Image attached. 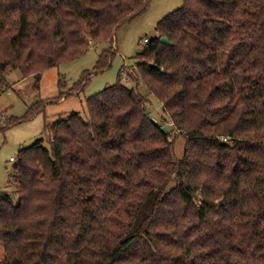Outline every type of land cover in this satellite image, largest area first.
<instances>
[{
	"label": "trees",
	"instance_id": "16d2710c",
	"mask_svg": "<svg viewBox=\"0 0 264 264\" xmlns=\"http://www.w3.org/2000/svg\"><path fill=\"white\" fill-rule=\"evenodd\" d=\"M149 3L0 0V93L113 42ZM157 32L139 73L183 156L122 70L86 115L47 125L49 147L20 150L18 201L0 197V264H264V0H184ZM32 106L23 119L41 112Z\"/></svg>",
	"mask_w": 264,
	"mask_h": 264
},
{
	"label": "rangeland",
	"instance_id": "374dc122",
	"mask_svg": "<svg viewBox=\"0 0 264 264\" xmlns=\"http://www.w3.org/2000/svg\"><path fill=\"white\" fill-rule=\"evenodd\" d=\"M183 4L184 0H150L141 15L116 30L113 42L94 44L79 58L48 68L39 78L30 77L18 82L16 90H4L0 93V197L4 193H17L18 183L13 176L15 161L11 158L17 159L23 147L31 146L41 139L49 147L51 132L47 131V125L52 126L57 120L73 112L86 115V99L117 83L124 65L122 82L128 87H136L148 97L146 107L149 116L170 133L176 155L183 156L186 139L175 128L162 103L149 92L141 79L138 64L143 60L137 57L145 49V39L158 35L159 21ZM107 49H111L112 53L117 52L111 58V66L104 71L95 72L82 92L74 95L81 89L82 85L76 84L84 72L94 71L100 55ZM36 83L37 88H33ZM29 106L42 110L33 118L23 119ZM14 117L23 120L9 126ZM174 184L171 182L169 186ZM14 201H18L16 194ZM4 256L5 248L0 243V260Z\"/></svg>",
	"mask_w": 264,
	"mask_h": 264
},
{
	"label": "water",
	"instance_id": "95a60500",
	"mask_svg": "<svg viewBox=\"0 0 264 264\" xmlns=\"http://www.w3.org/2000/svg\"><path fill=\"white\" fill-rule=\"evenodd\" d=\"M160 40H161V42H163V43L171 44V41H170L167 37H165V36H162ZM154 121H156V120H154ZM220 202L223 203V200L220 201Z\"/></svg>",
	"mask_w": 264,
	"mask_h": 264
},
{
	"label": "built area",
	"instance_id": "2783aa9c",
	"mask_svg": "<svg viewBox=\"0 0 264 264\" xmlns=\"http://www.w3.org/2000/svg\"><path fill=\"white\" fill-rule=\"evenodd\" d=\"M149 41H150V39H147V38L145 39V43H146L145 46L148 45ZM223 139L226 140V138H223ZM11 160L16 161V159L14 157H12ZM0 201H1V199H0Z\"/></svg>",
	"mask_w": 264,
	"mask_h": 264
},
{
	"label": "crops",
	"instance_id": "0c3cea01",
	"mask_svg": "<svg viewBox=\"0 0 264 264\" xmlns=\"http://www.w3.org/2000/svg\"><path fill=\"white\" fill-rule=\"evenodd\" d=\"M117 46V45H116ZM117 48V47H116ZM117 51H118V49H117ZM117 53V52H116ZM115 53V54H116ZM124 66H126V65H124ZM124 66H123V68L121 69V70H123L124 69ZM82 92V89L79 91V93L78 92H76L74 95H79L80 93ZM67 115H69V114H67Z\"/></svg>",
	"mask_w": 264,
	"mask_h": 264
}]
</instances>
